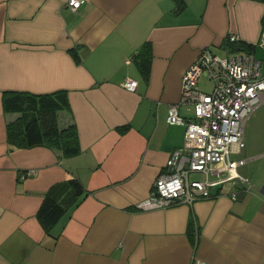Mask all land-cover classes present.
<instances>
[{
  "label": "crops",
  "instance_id": "1",
  "mask_svg": "<svg viewBox=\"0 0 264 264\" xmlns=\"http://www.w3.org/2000/svg\"><path fill=\"white\" fill-rule=\"evenodd\" d=\"M65 2L0 0V264H264V102L230 154L244 159L237 170L249 184L136 207L183 144L185 126L167 112L201 50L226 58L241 43L264 73V0H88L76 11ZM147 43L144 74L138 58ZM128 78L135 90L122 85ZM60 89L70 108L57 111V122L75 124L79 150L9 148L6 125L20 113L4 110L3 92ZM178 112L194 117L190 103ZM28 168L35 174L20 177ZM70 178L83 187L76 204L70 188L55 189ZM46 195L67 206L48 232L37 216Z\"/></svg>",
  "mask_w": 264,
  "mask_h": 264
},
{
  "label": "built area",
  "instance_id": "2",
  "mask_svg": "<svg viewBox=\"0 0 264 264\" xmlns=\"http://www.w3.org/2000/svg\"><path fill=\"white\" fill-rule=\"evenodd\" d=\"M86 1L65 3L76 11ZM228 41L237 42L238 36L229 34ZM258 45L264 47V32ZM203 76L213 82L210 91L199 86L198 80ZM122 85L135 90L137 82L128 78ZM262 102L264 73L260 59L245 50L221 58L209 48H203L183 73L178 102L168 107L167 120L185 126L183 144L172 150L151 193L139 200L136 207L144 210L164 207L177 200L191 203L197 198L210 197L209 186L222 182L249 184L237 170L244 159H233L230 154L243 147L245 121ZM185 103L193 105V118L179 114L178 105ZM35 172V168H28L20 172V177ZM191 172L202 173L204 178L191 179Z\"/></svg>",
  "mask_w": 264,
  "mask_h": 264
},
{
  "label": "trees",
  "instance_id": "3",
  "mask_svg": "<svg viewBox=\"0 0 264 264\" xmlns=\"http://www.w3.org/2000/svg\"><path fill=\"white\" fill-rule=\"evenodd\" d=\"M235 49L250 51L249 47L239 43ZM151 47L147 43L138 58L141 71L146 74L150 65ZM3 108L5 111H17L18 117L6 125V139L9 148L47 146L56 148L64 156L75 154L79 150L78 133L74 123L59 127L57 111L69 110L66 90L60 89L49 93L34 94L24 91L8 90L3 92ZM64 192L70 188L72 204L77 203L78 196L83 193L81 183L75 178L59 182L57 185ZM59 203V195H46L37 216L43 228L48 232L58 216L65 212L67 206Z\"/></svg>",
  "mask_w": 264,
  "mask_h": 264
},
{
  "label": "rangeland",
  "instance_id": "4",
  "mask_svg": "<svg viewBox=\"0 0 264 264\" xmlns=\"http://www.w3.org/2000/svg\"><path fill=\"white\" fill-rule=\"evenodd\" d=\"M199 86L205 90V91H210V88L212 87L213 82L208 78V77H201L198 80ZM190 178H203V175L198 172H194L190 174Z\"/></svg>",
  "mask_w": 264,
  "mask_h": 264
}]
</instances>
